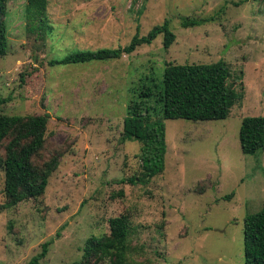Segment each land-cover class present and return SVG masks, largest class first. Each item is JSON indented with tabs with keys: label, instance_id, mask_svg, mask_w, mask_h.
Here are the masks:
<instances>
[{
	"label": "rangeland",
	"instance_id": "rangeland-1",
	"mask_svg": "<svg viewBox=\"0 0 264 264\" xmlns=\"http://www.w3.org/2000/svg\"><path fill=\"white\" fill-rule=\"evenodd\" d=\"M26 0H10L9 52L0 57L1 111L49 116L39 163L60 152L46 193L4 208L0 170V264H73L86 241L131 220L126 264H246L245 221L264 209V150L244 154L246 117H264V4L255 0H48L51 34L27 28ZM183 18L202 21L184 28ZM168 20L160 35L120 60L50 66L70 53L117 49ZM225 61L242 99L220 121L166 120L165 172L147 185L138 141L122 142L129 104L159 84L169 64ZM233 195V196H231ZM231 196L230 199H226ZM102 264H112L105 261Z\"/></svg>",
	"mask_w": 264,
	"mask_h": 264
},
{
	"label": "trees",
	"instance_id": "trees-1",
	"mask_svg": "<svg viewBox=\"0 0 264 264\" xmlns=\"http://www.w3.org/2000/svg\"><path fill=\"white\" fill-rule=\"evenodd\" d=\"M264 4V0H255ZM0 0V57L9 52L8 4ZM27 28L43 40L51 34L48 17V0H26ZM202 21L182 19L184 28L199 26ZM137 35L130 44L117 49L70 53L62 59L53 58L50 66L77 65L120 60L130 56L144 45H152L158 36H164L169 49L176 41L170 21L156 26L148 35ZM231 70L225 61L213 64H169L159 84L143 86L138 99L132 101L124 120L122 142L138 141L142 145V172L122 183L147 185L166 169L168 152L166 120L194 122L226 120L233 105L242 99L229 84ZM5 100L0 99V170L5 174L4 208L43 197L52 174L58 170L62 154L55 153L39 163L47 144L48 115L18 116L1 111ZM240 144L244 154L255 155L264 150V117H246L240 129ZM233 196V195H231ZM231 196L226 199L231 200ZM110 233L90 237L84 247L82 259L73 264H126L130 248L131 220L126 214L109 221ZM246 264H264V209L251 214L245 221ZM50 243L43 245L40 255L31 261L39 264L46 258Z\"/></svg>",
	"mask_w": 264,
	"mask_h": 264
}]
</instances>
